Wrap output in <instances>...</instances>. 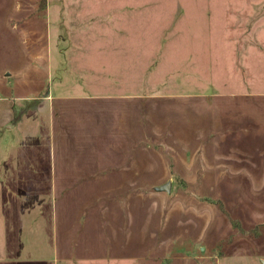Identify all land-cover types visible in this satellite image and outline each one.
I'll return each mask as SVG.
<instances>
[{"label": "rangeland", "instance_id": "374dc122", "mask_svg": "<svg viewBox=\"0 0 264 264\" xmlns=\"http://www.w3.org/2000/svg\"><path fill=\"white\" fill-rule=\"evenodd\" d=\"M10 135L87 166L60 264H264V0H0Z\"/></svg>", "mask_w": 264, "mask_h": 264}, {"label": "crops", "instance_id": "0c3cea01", "mask_svg": "<svg viewBox=\"0 0 264 264\" xmlns=\"http://www.w3.org/2000/svg\"><path fill=\"white\" fill-rule=\"evenodd\" d=\"M13 136L0 145L5 150L0 151V264L24 262L20 258L23 251H37L41 255L39 264H60V259L79 258L81 254L74 253L76 247L68 244L72 242L68 237L63 241L67 242L63 244L66 252L59 257L53 224L56 226L60 219L67 231L69 224L77 222L72 195L58 191L72 184L75 175L72 170H85L86 164L70 163L67 157L57 158L52 142L50 148L20 145L14 149L17 145Z\"/></svg>", "mask_w": 264, "mask_h": 264}, {"label": "water", "instance_id": "95a60500", "mask_svg": "<svg viewBox=\"0 0 264 264\" xmlns=\"http://www.w3.org/2000/svg\"><path fill=\"white\" fill-rule=\"evenodd\" d=\"M170 186H171V180H169L166 185H164L163 187H160V189L165 190L166 192H170ZM264 263V260L262 261Z\"/></svg>", "mask_w": 264, "mask_h": 264}]
</instances>
